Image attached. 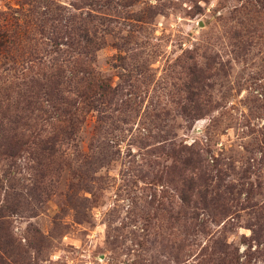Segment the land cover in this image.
Here are the masks:
<instances>
[{
	"label": "rangeland",
	"instance_id": "obj_1",
	"mask_svg": "<svg viewBox=\"0 0 264 264\" xmlns=\"http://www.w3.org/2000/svg\"><path fill=\"white\" fill-rule=\"evenodd\" d=\"M0 264H264V0H0Z\"/></svg>",
	"mask_w": 264,
	"mask_h": 264
}]
</instances>
